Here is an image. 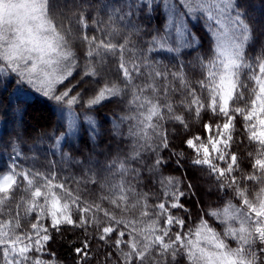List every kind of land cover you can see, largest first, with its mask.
Returning <instances> with one entry per match:
<instances>
[{"label":"snow or ice","instance_id":"obj_1","mask_svg":"<svg viewBox=\"0 0 264 264\" xmlns=\"http://www.w3.org/2000/svg\"><path fill=\"white\" fill-rule=\"evenodd\" d=\"M9 81L0 264H56L44 256H54L53 232L69 227L94 229L111 249L104 264H264V8L257 16L250 0H0V89ZM32 98L60 126L30 150L47 137L59 167L21 159ZM105 101L123 105L112 134L128 151L104 163L63 151L78 134L95 141L92 114ZM191 121L203 135L184 136L185 159L169 137L175 126L190 132ZM173 163L206 175L218 206L194 214L186 174H163ZM74 250L76 264H89L87 240Z\"/></svg>","mask_w":264,"mask_h":264},{"label":"trees","instance_id":"obj_2","mask_svg":"<svg viewBox=\"0 0 264 264\" xmlns=\"http://www.w3.org/2000/svg\"><path fill=\"white\" fill-rule=\"evenodd\" d=\"M251 4L255 8V14L259 16L260 9L264 8L261 4V0H250ZM16 85L11 81L8 82L6 89H0V100L3 101L4 106L7 107L9 97L14 93ZM35 100L32 106L28 109V115L24 117V133L25 143L21 144L20 148L23 151L24 156L21 158L25 165L30 164L31 157L33 155H38L41 162H46L45 157L48 160L57 161V166L61 161V155L57 152L55 155L49 149V144L51 141L44 138L41 141L39 151H31L30 149L34 146V138L39 136L43 132H51L60 126V122L57 117L53 116L50 112L49 107L43 102V100ZM3 109H0V167L5 163H10V150L6 149L7 142L11 139L14 133L11 131L12 125L6 123L7 117L2 115ZM123 114V105L105 101L98 110L93 113L94 119L96 120V127L98 129V134L95 137V141L91 140L87 136H82L78 134L77 139L73 142L74 147L64 148L63 151L70 152L73 157L83 160L86 156H93L95 160L104 163L109 157H114L117 151H128L130 145L128 143H121L120 140L115 139L112 134L113 124L112 118ZM206 118V117H205ZM87 125H85L86 127ZM239 127V125L237 126ZM190 132L185 133L181 130L180 126H175V131L170 135L169 140L171 145H175L176 151H183L185 153V159L190 158L191 151L183 145L182 140L184 136L193 133H200L203 135L202 128L199 123L191 121L189 123ZM62 130V129H61ZM172 132V128H169ZM83 141V142H81ZM83 153V155H81ZM165 159H168L167 150L163 153ZM28 157L29 159H24ZM175 159V158H173ZM171 163V161H170ZM134 166V165H133ZM64 167L67 169L69 165L65 164ZM181 172H184L185 179L189 180L193 184V191L195 192V197H189L187 207L192 209L195 214L197 207L216 208L218 206V201L215 196L206 195V190L211 186L208 183L206 175H203L197 171L196 168L190 167L187 163L180 170L176 169V165L173 163L170 168L166 167L163 170V174L180 176ZM75 173L80 175V169L78 167H72L68 174ZM64 175L65 173H60ZM151 191L157 193L155 186H150ZM147 190V189H145ZM97 195H104L100 189H94ZM158 194V193H157ZM105 207H110L105 203ZM182 215V213H178ZM96 233L92 227L88 229L87 232L81 229H72L63 231L62 234L53 232L54 240L50 242L48 251L54 253V256H44V259L53 260L56 264H76L78 259L75 252L77 246H82L83 242L87 240L89 242V250L92 259L89 264H104L105 256L111 249L107 246L102 245L96 239H94Z\"/></svg>","mask_w":264,"mask_h":264}]
</instances>
